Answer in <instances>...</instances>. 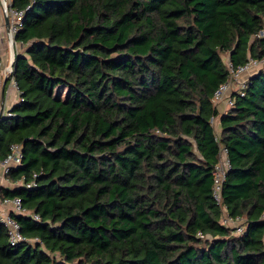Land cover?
<instances>
[{"label":"trees","instance_id":"obj_1","mask_svg":"<svg viewBox=\"0 0 264 264\" xmlns=\"http://www.w3.org/2000/svg\"><path fill=\"white\" fill-rule=\"evenodd\" d=\"M11 7L25 51L7 81L23 100L0 117V161L21 145L8 178L25 185L0 198L21 199L29 214L11 216L28 241L12 246L0 222V264H264V68L220 134L212 123L227 60L264 59V0ZM221 146L231 169L219 205ZM222 206L243 234L221 224Z\"/></svg>","mask_w":264,"mask_h":264},{"label":"built area","instance_id":"obj_2","mask_svg":"<svg viewBox=\"0 0 264 264\" xmlns=\"http://www.w3.org/2000/svg\"><path fill=\"white\" fill-rule=\"evenodd\" d=\"M4 5L1 1L0 3V11L3 14L4 11ZM8 15L10 17V24L12 27V33L14 36L17 35L18 31L23 26V12L17 11L11 7V0L8 3ZM261 37H264V29L259 34ZM228 70H229V77L228 80L220 85V87L216 90L214 93V102L215 104H218L220 102H225L229 109H231L235 104V96L236 95H245V90L248 86L250 78L258 73L262 68H264V59L263 60H257L250 58L248 62L245 64L234 67L231 62L227 61ZM12 74L11 71L8 70V62L4 59L3 55L0 52V78L4 77L6 80L8 77ZM11 84L14 88L18 89L16 80L12 77L10 79ZM20 93V91H19ZM21 93L18 100V103L22 101ZM12 114L10 112H7L5 114H2L1 116H8L10 117ZM213 124H215V118L213 119ZM217 140L218 137H217ZM23 159V150L22 146L19 144H13L10 148L9 155L0 161V164L2 166L3 174L6 176L8 181L10 182L8 175L12 171V169L18 167ZM231 169V162L229 158V150L221 146L220 147V158L217 164L214 167L213 170V178H214V186H213V195L216 200V202L219 205H222V186L224 181L226 180L227 173ZM12 187H17L20 185H25L24 181H20L17 183H11ZM28 188L35 186V183H30L26 185ZM5 206H11V208L8 209H2L0 211V222L4 225L8 232L9 237V243L12 246H16L22 242L28 241L26 238L22 235L20 230L19 223L11 216V213L15 214H29L23 207H22V201L20 198L15 199H5L2 202ZM32 216L39 220L38 215ZM244 218L238 217L233 218L228 214V209L226 206H222V219L221 224L226 227H232L235 228V234L240 235L243 234L245 231V224H244ZM200 238H205V236L199 232ZM39 241L38 239L30 240L29 242H36Z\"/></svg>","mask_w":264,"mask_h":264},{"label":"crops","instance_id":"obj_3","mask_svg":"<svg viewBox=\"0 0 264 264\" xmlns=\"http://www.w3.org/2000/svg\"><path fill=\"white\" fill-rule=\"evenodd\" d=\"M1 11H0V52L4 53L8 47L6 46L7 42V35H6V28H5V22L1 20ZM18 53H23L25 51V48L21 45L17 46ZM5 54V53H4ZM3 55V54H2ZM4 57V55H3ZM7 57H4V59L7 61ZM20 97L19 90L13 87L11 84V81H7L4 77L0 78V114H5L10 111V109L18 103ZM219 110L220 115L215 118V129L218 134L221 132L220 128V119L223 114H225L229 108L225 102H220L218 104H215ZM11 182V181H10ZM10 182L4 176L2 166L0 164V188L6 187V188H14L11 186ZM12 183V182H11ZM3 201L0 198V211L2 209H8L11 208V206H5ZM8 207V208H7Z\"/></svg>","mask_w":264,"mask_h":264},{"label":"water","instance_id":"obj_4","mask_svg":"<svg viewBox=\"0 0 264 264\" xmlns=\"http://www.w3.org/2000/svg\"><path fill=\"white\" fill-rule=\"evenodd\" d=\"M4 5V22L6 28L7 42H8V50H9V62H8V70L12 73L16 70V62L18 59L17 45L16 39L12 33V27L10 24V17L8 15V0H2ZM2 114H0L1 117Z\"/></svg>","mask_w":264,"mask_h":264},{"label":"rangeland","instance_id":"obj_5","mask_svg":"<svg viewBox=\"0 0 264 264\" xmlns=\"http://www.w3.org/2000/svg\"><path fill=\"white\" fill-rule=\"evenodd\" d=\"M1 1H2V0H0V3H1ZM9 2H10V0H8V3H9ZM1 14H2V13H1ZM3 19H4V15L2 14V15H1V20L3 21ZM20 45H21V44H17L18 47H19ZM6 46L8 47V43L6 44ZM4 53H5V54H4ZM4 53L2 52V54L4 55V57H7V55H9V50L6 49ZM227 61H228V60H227ZM263 67H264V66H263Z\"/></svg>","mask_w":264,"mask_h":264},{"label":"bare ground","instance_id":"obj_6","mask_svg":"<svg viewBox=\"0 0 264 264\" xmlns=\"http://www.w3.org/2000/svg\"><path fill=\"white\" fill-rule=\"evenodd\" d=\"M15 37V36H14ZM16 45H17V43H16ZM17 52H18V50H17ZM7 62H9V55H8V58H7Z\"/></svg>","mask_w":264,"mask_h":264}]
</instances>
